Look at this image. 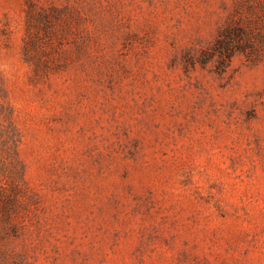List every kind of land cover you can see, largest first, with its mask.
Instances as JSON below:
<instances>
[{"label":"rangeland","instance_id":"374dc122","mask_svg":"<svg viewBox=\"0 0 264 264\" xmlns=\"http://www.w3.org/2000/svg\"><path fill=\"white\" fill-rule=\"evenodd\" d=\"M0 71V264H264V0H0Z\"/></svg>","mask_w":264,"mask_h":264},{"label":"trees","instance_id":"16d2710c","mask_svg":"<svg viewBox=\"0 0 264 264\" xmlns=\"http://www.w3.org/2000/svg\"><path fill=\"white\" fill-rule=\"evenodd\" d=\"M30 13V11H29ZM4 79L0 71V95L5 91ZM0 132L2 135L1 142L3 144L2 153L5 154V158L2 156V162L7 164L10 159L16 160L21 166L20 178L24 181L23 163L19 158L18 144H19V130L15 123V111L11 104L6 100L4 96L0 97ZM6 161V163H5ZM13 175V173L11 174ZM16 175V174H15ZM18 175V174H17ZM16 175V176H17ZM16 181V178H13ZM0 185L4 186L3 181H0Z\"/></svg>","mask_w":264,"mask_h":264}]
</instances>
